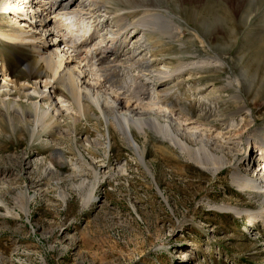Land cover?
Instances as JSON below:
<instances>
[{"label":"rangeland","instance_id":"obj_1","mask_svg":"<svg viewBox=\"0 0 264 264\" xmlns=\"http://www.w3.org/2000/svg\"><path fill=\"white\" fill-rule=\"evenodd\" d=\"M175 5L168 2L165 7L183 33L177 45L163 38L165 55L164 59L158 58L162 59L161 65L177 59L210 65L196 75L206 80L195 82L193 90L201 88L196 89L195 97L188 96L192 91H187L186 82L176 91L181 104L191 111L181 116L196 119L199 109L206 107L220 106L227 112L239 105L249 109L231 121L213 116L208 128L212 135H220L219 143L230 139L223 144L234 146L231 153L245 158L240 163L242 172L251 173L253 161L260 163V151L253 146L250 149L245 142L235 145L230 141L242 132L251 134L264 127L263 71L257 76L254 73L259 64L264 67V48L253 51L255 44L264 43V5L247 21L218 22L220 26L215 28H222V35L217 39L204 32L201 21L205 18V24H211L208 20L212 21L216 12L212 6L199 9L188 3ZM37 12L40 14L39 9ZM138 38L139 33L132 41ZM249 38L251 43L245 44ZM224 41L229 46L216 50L215 44ZM137 44L145 48L140 41ZM0 50L7 51L1 44ZM219 57L225 63L219 64ZM136 76L147 84L149 93L162 88L154 84L148 71ZM124 77L128 82L132 80L127 74ZM227 79L233 86L240 83L244 99L227 102L225 99L234 89L226 85L220 92L224 102L214 99L207 103L211 100L210 84L222 86ZM1 98L25 102L22 97ZM61 100L63 108L69 106L65 99ZM1 113L0 264H264L262 222L255 219L258 223L254 229L248 216L214 208L230 204L255 211L263 205L257 197H248L234 187L231 167L214 175L151 132L146 138L135 133L136 141L145 149L142 161L118 136H114L106 152L103 146L90 147L82 142L85 135L96 138L106 134L104 122L95 125L93 120L79 122L82 135H77L76 141L72 136L45 134L35 138L28 126H16L13 131ZM104 137L103 143L107 141ZM54 142L63 152L62 163L51 161ZM78 154L86 164L79 163Z\"/></svg>","mask_w":264,"mask_h":264},{"label":"bare ground","instance_id":"obj_2","mask_svg":"<svg viewBox=\"0 0 264 264\" xmlns=\"http://www.w3.org/2000/svg\"><path fill=\"white\" fill-rule=\"evenodd\" d=\"M168 2L175 6L188 3L195 8L212 6L216 12L212 21L208 20L211 24L206 25L204 17L201 21L205 25L204 32L215 39L221 34L222 28H215L220 22L226 19L247 21L264 5V0H0V44L8 51L0 50V97L25 98V102L1 98V115L12 124L13 131L16 126H28L31 137L38 138L43 134L61 138L72 136L74 141L77 135H82L78 129L81 120H93L95 125L104 122L106 134L96 138L85 135L81 137L83 144L103 146L106 152L112 147L114 136H118L140 161L145 149L136 141V131L144 138L147 132L155 133L214 175L231 167L234 187L247 193L248 197H257L263 205L255 211L230 204L214 208L218 212L248 216L254 229L259 219L264 229V165H261L264 164V127L251 134L242 132L230 141L235 145L245 142L250 149L253 146L260 151V163L253 161L252 172L244 173L240 163L245 158L234 156L231 153L234 146L223 144L230 139L219 143L220 135H212L208 126L213 123L210 120L213 116L231 121L233 116L249 109L239 105L234 111L227 112L220 106L206 107L199 109L196 119L181 116L191 111L184 102L181 104L176 91L186 82L187 91H192L188 96L195 97L196 89L201 90L200 87L193 90L195 82L206 80V77L196 75L204 73L210 65L209 62H184L182 59L161 65L165 55L163 38L168 37L171 43H176L183 33L165 7ZM261 21H264L263 13ZM255 30L259 31L258 28ZM138 33V40L132 41ZM249 41L251 38L245 44ZM222 43L215 44L216 50L222 51L229 46L225 41ZM262 48L264 43L259 42L253 51ZM160 57L163 58L160 60ZM216 60L219 64L225 63L220 57ZM262 66L255 67L254 73L257 76L263 71L261 82L264 83ZM143 70L148 71L154 84L162 88L149 93L147 84L136 76ZM125 74L132 77L130 82L125 79ZM210 85L211 100L207 103L222 99L220 92L226 85L234 89L225 99L227 102L238 103L244 99L239 82L233 86L227 79L222 86ZM61 99L69 106L63 108ZM103 136L107 139L104 143ZM54 145L51 161L64 162L63 152L57 148L58 142ZM78 155L79 163L86 164ZM48 168L51 170V166Z\"/></svg>","mask_w":264,"mask_h":264}]
</instances>
